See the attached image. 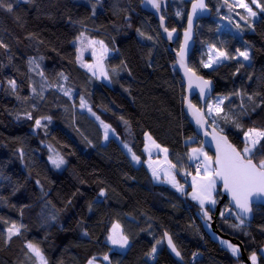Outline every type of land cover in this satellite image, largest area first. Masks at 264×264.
<instances>
[{
	"label": "trees",
	"instance_id": "obj_1",
	"mask_svg": "<svg viewBox=\"0 0 264 264\" xmlns=\"http://www.w3.org/2000/svg\"><path fill=\"white\" fill-rule=\"evenodd\" d=\"M168 1L166 28L180 32L191 0ZM7 2L13 4V12L0 10V41L8 45L7 50L0 48V264H33L25 256L26 241L39 244L49 264H86L92 256L102 261L104 255L112 264H240V254L235 257L222 247L220 237L200 218V207L187 194L154 183L143 165V136L148 133L168 149L169 161L177 165L176 179L188 193L183 175L195 171L188 149L200 142L182 112L183 84L173 57L140 0ZM245 2L256 17H248L242 8L230 11L224 0H207L211 15L197 22L188 59L195 73L212 81L213 96L228 97L223 105L226 112L241 111V96L235 93L253 95L254 104L243 95L248 115L240 117L242 129L220 121L224 134L238 147L243 146V131L264 128V13L251 0ZM80 32L103 40L112 51L105 59L111 82L98 80L78 64L73 41ZM207 46L235 59L205 68ZM237 49L247 50L250 60L239 57ZM30 58L35 64H29ZM60 73L68 76L67 82ZM9 80L16 81V93ZM33 86L37 93L43 91V98L32 93ZM58 86L71 89L72 99ZM80 96L95 116L80 108ZM192 101L197 104L195 98ZM26 112L32 113V120ZM45 116L51 122L42 121L46 126L37 128L35 119ZM94 117L114 130L119 144H127L140 157L135 170L128 171L131 168L103 143V131ZM55 132L62 138L56 140ZM52 154L65 163L52 167ZM102 188L104 197L99 195ZM226 208L224 202L220 213L225 212V218L219 213L215 230L241 244L246 257L255 252L257 264H264V208L253 206L252 220L239 229L232 227L238 221ZM13 222L24 227L20 236L5 244V229ZM114 222L129 239L124 253L107 243ZM165 232L181 253V262L165 250ZM153 246L155 254H151ZM194 253L199 258L190 262Z\"/></svg>",
	"mask_w": 264,
	"mask_h": 264
},
{
	"label": "snow or ice",
	"instance_id": "obj_2",
	"mask_svg": "<svg viewBox=\"0 0 264 264\" xmlns=\"http://www.w3.org/2000/svg\"><path fill=\"white\" fill-rule=\"evenodd\" d=\"M147 4H150L157 11L161 8V0H146ZM224 3L229 7V10L233 8L232 4L228 3V0H224ZM251 3L256 6L260 10L261 13H264V3H261L260 0H251ZM236 6L246 10L248 17H256L257 12L253 10L252 7L249 6L245 0H236ZM95 5H93V15H95ZM206 4L204 0H194L192 4V13H190L187 17L188 19V28L185 30V43L181 45L180 51L177 53L178 62L180 67L184 69L185 76L188 79L189 88L192 87L193 84L199 89L200 97L205 99L206 103V111L198 108L196 105L188 102V110L196 121V124L204 129L206 126H210L212 131L209 133L208 131H204L205 136L211 135L212 142L215 144V156H209L206 151H204L203 147L200 148H192L190 153L188 154V159L190 161H197L196 164V175L192 177L191 189L190 193H185L184 185L180 184L176 179V175L173 173V169L177 167L176 164H172L167 160L168 149L163 148L161 151L165 153V162L168 167L164 170L163 176L165 182L169 183L179 192L181 195H190L192 200L197 201L200 206L201 213L207 220H211V216L208 213V210L205 208L206 204L212 205L213 207L216 205V195H219L217 192L218 183H222L223 190L230 197L229 204L231 207L226 208L228 215L234 216L238 221L237 224L232 225L234 228H241V226L245 225L246 221L251 219L253 213V205L257 203L264 204V128H255L251 127L247 130L243 131V140L241 141L242 147H238L237 145L231 143L228 139V136L224 134L225 129L220 125V121H223L224 124H231L232 126L242 129L243 125L240 122V117L248 115V110L245 107L243 95H247L246 93L237 92L235 95L241 96V104L239 113H233L231 109L229 111H225L223 105L224 101L228 99V97H217L215 102H208L206 100V95H210L211 93V81L205 80L202 76H197L196 73L189 67H187L185 63V50L187 47V42L191 39V29L193 25V16L196 14L197 10L206 9ZM0 10L7 11L9 13L13 12V4L7 2V0H0ZM177 16H180L181 13L177 12ZM241 19H245V17L241 16ZM161 27H164V17H160ZM251 26V25H249ZM239 28V25L236 26ZM139 32V29H137ZM164 31L168 33L169 39L172 38V32H175V29H172L170 32L166 27H164ZM141 36L144 33L139 32ZM148 39H152V37H148ZM76 41L79 43L81 47L77 48V52L80 53L82 48L87 46L92 48V55L94 59V63L92 64H81L82 67H85L92 76L96 78L103 77L105 80H109L111 82V77L106 70L104 65V59L106 54L108 53V48L105 45L103 40H95L87 37L84 32H80V34L76 37ZM97 46L99 47V53H97ZM0 48H4L7 50L8 45L3 41H0ZM239 56L243 57L244 60H250V55L247 50L240 51L237 49ZM212 53H215L213 56ZM235 59V57L229 56L226 51L216 49L214 46H210L209 51V59L207 63H204V67H211L213 63L223 62L224 60ZM77 60H80V55H77ZM123 63V62H122ZM29 64H35V60L33 58L29 59ZM36 67L39 68V65L36 64ZM127 67L126 65L124 66ZM243 67V64L240 65ZM113 73H116V69L114 68ZM239 68L237 69V72ZM39 75L44 78L43 72H40ZM60 77L67 82L68 76L64 73L59 74ZM8 84L11 87L13 93L17 91V83L15 80H9ZM44 85H41L43 89ZM60 91L69 99H72L73 93L71 89L64 88L62 86H58ZM31 91L34 95H40L43 98V91L37 93L36 88L33 86ZM17 99H20L17 96ZM247 100L253 102V95H247ZM75 105H73L74 107ZM80 108H87L88 112L92 113L95 116V113L92 112L91 107L88 106L84 96H80ZM35 107V105H33ZM255 105L253 107V111H255ZM25 117L29 120L33 119L31 112H26ZM99 120V117H96ZM123 119V118H121ZM210 120V124H209ZM42 121H46L47 123L51 122L50 116L40 117L35 119V126L37 128L42 125ZM127 124V121H124ZM101 125L105 129L104 138L107 140L108 133L110 130V126L104 124L103 121H100ZM114 131V130H113ZM145 137L147 141H150L151 144L160 149V145L156 144L155 140L152 139L148 133H145ZM124 147L128 149V152L131 154L132 160L139 163L140 157L132 151V149L124 144ZM148 144H145V151H148ZM23 156V152L21 151V157ZM52 164L59 168L64 163L65 160L63 157L57 156L53 159L51 156L49 157ZM149 168L152 171V176L154 179L159 180L160 172L159 169L153 167L151 161L148 162ZM185 175H191V173H185ZM39 183V182H38ZM99 195L104 197L106 195L105 189H101ZM91 207V206H90ZM220 216L225 218V212H221ZM52 220H55V216L50 217ZM7 223V221H5ZM23 225H17L15 222L11 223L9 227L5 229L7 235L5 238V244L11 242L12 238L15 236L21 235V229ZM84 235H88L87 232ZM164 236L167 238L168 247L172 250L173 253L177 257L181 256V253L177 250L175 244L173 243L172 237L165 232ZM107 241L110 242L114 246H118L123 249L126 248L129 244V239L126 235L123 234L121 226L118 223H114L109 231V234L106 237ZM157 244L160 243L158 240ZM221 243L226 244L227 248L231 251L232 255L235 257H239L240 248L228 241H221ZM26 252L25 256L28 257L29 260L33 261V264H49L48 259L45 256L43 249L39 246V244L34 243L32 241H26L25 246ZM157 251L156 247L153 246L151 250V254H155ZM30 254V255H29ZM196 255L195 253L193 254ZM249 259L251 260V264H257V255L255 252H252ZM103 261L107 262V264H112L108 255L103 256ZM87 264H98L97 257L92 256L87 260Z\"/></svg>",
	"mask_w": 264,
	"mask_h": 264
},
{
	"label": "water",
	"instance_id": "obj_3",
	"mask_svg": "<svg viewBox=\"0 0 264 264\" xmlns=\"http://www.w3.org/2000/svg\"><path fill=\"white\" fill-rule=\"evenodd\" d=\"M194 0H191L189 2L188 8H187V12H186V16H185V21H184V28L182 30H180V32H178L175 29V32H172V38L169 39L168 37V33L164 31V27H166V10L168 7V0H161V8L159 11H157L156 9H154L150 4L146 3V0H140V5L141 8L149 13L150 15L153 16L154 20L157 22L158 24V32L159 35L161 37V39L163 40V42L166 44V50L168 51L169 54L172 55L173 57V61H174V69L176 71V73L178 74L181 83L183 84V100H182V112L184 114V116L186 117L188 124L192 127L195 136L199 139L200 142V146L203 147V149L207 152L210 153L211 156H215V144L212 142L211 139V135L209 136H205L204 135V131H208L209 133H211L212 129L210 126H206L204 129H201L197 124L195 119L193 118V116L191 115V113L188 110V102H191L192 104L196 105L198 108H201L202 110L205 111V107H206V103H205V99H202L200 97V93H199V89L195 86V84L192 85L191 88H189L188 85V79L185 76L184 73V69L180 67V64L178 62V57H177V53L180 51V47L181 45H183L185 43V30L188 28V15L190 13H192V4H193ZM204 3L206 4V9L204 10H197L196 14L193 16V25H192V29H191V39L188 40L187 42V47L185 50V63L187 65V67H189L188 65V59L190 54L192 53V50L194 48L195 45V27L197 25V22L201 19H206L209 18L211 15V10L209 8V6L207 5V0H204ZM163 16L164 17V27H161V23H160V17ZM170 32L172 31V29H168ZM178 40V46L176 48H174V43ZM190 68V67H189ZM197 76H201L199 74L196 73ZM204 78V77H203ZM205 80H209L204 78ZM211 81V80H210ZM214 94V84L211 81V93L210 95H206V100L208 101ZM195 98L197 104L193 103L192 99ZM219 185V194L220 197L217 200L216 205L214 206V209L211 212H208L209 215L211 216V220H207L203 214L201 213V211L199 212V216L202 220L206 221L207 224L210 227V230L215 233L217 236H219L222 239H226L229 242L233 243L234 245L238 246L240 248V260L242 263L244 264H251V261L248 257L245 256L243 250H242V246L241 244L233 241L231 238H229L226 235H222L219 232H217V230H215V220L216 217L219 215L220 210H221V205L226 202L228 208L231 207V205L229 204V200L230 197L228 196L227 193L224 192L223 190V186L222 183H218ZM253 206L256 207H263L264 208V204L261 203H257L254 204ZM253 216V215H252ZM252 216L251 219L246 221V223L250 222L252 220ZM163 243H164V247L165 250L167 251V253L176 261L181 262V258L177 257L175 255V253L172 252V250L168 247L167 244V238L163 235Z\"/></svg>",
	"mask_w": 264,
	"mask_h": 264
},
{
	"label": "rangeland",
	"instance_id": "obj_4",
	"mask_svg": "<svg viewBox=\"0 0 264 264\" xmlns=\"http://www.w3.org/2000/svg\"><path fill=\"white\" fill-rule=\"evenodd\" d=\"M229 2H230V4H232L233 5V8H235V9H237V8H239L238 6H236V0H228ZM244 10V9H243ZM244 11H246V10H244ZM73 44L76 46V58H77V55H80V60L78 61L77 60V62H78V64L81 66V64L83 63V64H92V63H94V59H93V55H92V48L91 47H87V46H85V47H83L82 48V50H81V52L80 53H78L77 52V48L78 47H81L80 45H79V43L76 41V39L73 41ZM109 51H108V53L106 54V57H105V59L109 56V55H111L112 54V51L110 50V49H108ZM209 51H210V46H207L206 47V56H207V58H206V60H205V62L204 63H207L208 62V59H209ZM97 53H99V47L97 46ZM213 54V56L215 55V53H212ZM239 57H241V56H239ZM242 59H243V57H241ZM105 59H104V65H105ZM246 61V60H245ZM248 61V60H247ZM204 63H203V65H204ZM220 63V62H219ZM216 64H218V63H213L212 64V66L211 67H213V66H215ZM82 67V66H81ZM105 67H106V65H105ZM211 67H208V68H211ZM83 69H85L86 71H88L85 67H82ZM89 72V71H88ZM90 73V72H89ZM91 74V73H90ZM92 75V74H91ZM98 80H100V81H102V82H104V83H108V80H105L103 77H100V78H97ZM218 96H216V95H214L212 98H210L209 100H208V102H215V100H216V98H217ZM205 111H206V107H205ZM95 119H96V117H94ZM97 120V119H96ZM98 121V123H99V126L101 127V130L103 131V134H105V129H104V127L101 125V123H100V120H97ZM104 124H106V123H104ZM149 135V134H148ZM54 137H55V139L56 140H59L60 138H62V136L59 134V133H57V132H55L54 133ZM108 139L107 140H105V138L103 137V143L104 144H106V145H108L110 148H111V150L114 152V155L116 156V158L119 160V161H122L123 162V164H124V166L126 167V168H131L130 170H128V171H133V170H135V168L139 165V163H137V162H135V161H133L132 160V157H131V154L128 152V149L127 148H125L124 147V145L123 144H119L118 142H117V138H116V136H115V134L113 133V131H112V129L110 128V130H109V133H108ZM143 139H144V142H143V147H142V152H143V154H144V160H143V165H144V167L146 168V170L148 171V173H149V175L151 176V179H152V181L154 182V183H159V184H166V185H169L170 187H172V185L171 184H169V183H167V182H165V180H164V176H163V172H164V170L165 169H167V167H168V165H167V163L165 162V153L163 152V151H161V149H163V148H165V147H163V146H161L160 144V149H157V148H155L152 144H151V142L150 141H147L146 140V137H145V134H144V136H143ZM153 139V138H152ZM154 140V139H153ZM156 142V141H155ZM148 144V151H145V144ZM156 144H158L157 142H156ZM201 146H191L189 149H188V154L190 153V151H191V149L192 148H200ZM205 151V150H204ZM209 155V154H208ZM51 157L53 158V159H55L56 157H57V155L56 154H52L51 155ZM167 160L169 161V159H168V153H167ZM149 161H151L152 162V164H153V167H156V168H158L159 169V172H160V179L159 180H157V179H154L153 178V176H152V171H151V169L149 168V165H148V162ZM190 161V160H189ZM192 162H197V161H192ZM50 164H52V162H51V160H50ZM53 165V164H52ZM51 165V166H52ZM52 167H55L54 165L52 166ZM56 168V167H55ZM173 171V170H172ZM174 173V172H173ZM187 173H191V175H185V173H184V177L186 178V180H187V185H189V191H188V193H190L191 191H192V189H191V182H192V177L193 176H195L196 175V170L194 171V172H187ZM182 185H184V184H182ZM186 185H184V188H185V190H186ZM172 188H174V187H172ZM175 189V188H174ZM187 197L191 200V201H193L197 206H199V203L197 202V201H194V200H192V198H191V196L190 195H187ZM200 207V206H199ZM205 207H207V208H209V209H214V207L212 206V205H209V204H206L205 205ZM114 223H116V222H114ZM114 223H112L111 224V226L109 227V231H110V229H111V227H112V225L114 224ZM109 231H108V234H109ZM221 241H228V240H226V239H221V238H218V242L220 243V245L222 246V247H224V248H226L230 253H231V251L227 248V246H226V244H223V243H221ZM229 242V241H228ZM107 243L112 247V249H114V250H116V251H118L119 253H124L126 250H127V248H128V246H129V244H128V246L126 247V248H123V249H121V248H119L118 246H114V245H112L110 242H108L107 241ZM231 243V242H230ZM251 261V260H250ZM98 262V264H107V262H105V261H103V259H102V261H97ZM87 264V263H86Z\"/></svg>",
	"mask_w": 264,
	"mask_h": 264
},
{
	"label": "built area",
	"instance_id": "obj_5",
	"mask_svg": "<svg viewBox=\"0 0 264 264\" xmlns=\"http://www.w3.org/2000/svg\"><path fill=\"white\" fill-rule=\"evenodd\" d=\"M198 162H193V169L194 170H196V164H197ZM199 257H198V255L196 254L195 256L194 255H192L191 256V258H190V262H194L195 260H197Z\"/></svg>",
	"mask_w": 264,
	"mask_h": 264
},
{
	"label": "crops",
	"instance_id": "obj_6",
	"mask_svg": "<svg viewBox=\"0 0 264 264\" xmlns=\"http://www.w3.org/2000/svg\"><path fill=\"white\" fill-rule=\"evenodd\" d=\"M190 162L193 163L192 161H190ZM262 251L264 252V249H262ZM240 264H244V263L241 262Z\"/></svg>",
	"mask_w": 264,
	"mask_h": 264
}]
</instances>
